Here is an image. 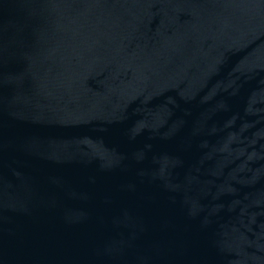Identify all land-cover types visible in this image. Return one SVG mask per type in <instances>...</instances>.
Returning <instances> with one entry per match:
<instances>
[{"label": "water", "instance_id": "water-1", "mask_svg": "<svg viewBox=\"0 0 264 264\" xmlns=\"http://www.w3.org/2000/svg\"><path fill=\"white\" fill-rule=\"evenodd\" d=\"M0 264H264V0H0Z\"/></svg>", "mask_w": 264, "mask_h": 264}]
</instances>
